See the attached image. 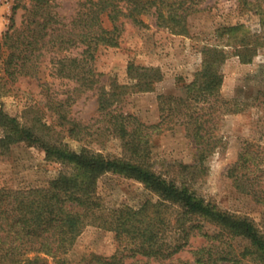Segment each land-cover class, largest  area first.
<instances>
[{
    "label": "trees",
    "instance_id": "1",
    "mask_svg": "<svg viewBox=\"0 0 264 264\" xmlns=\"http://www.w3.org/2000/svg\"><path fill=\"white\" fill-rule=\"evenodd\" d=\"M33 28L11 47L29 52L22 57L11 51L5 58L8 68L33 62L35 71L43 48H61L64 44L80 45L77 55L56 57L57 72L75 78L82 91L98 93L101 119L108 125L93 131L88 124L72 120L57 101L51 107L58 113L59 124H71L70 135L78 140L108 133L121 141L122 152L105 153L89 146L74 149L54 138L55 126L43 123L28 125L18 117L0 111L5 135L0 138V154L13 142L25 141L43 149L47 158L69 167L42 187L0 188V264H72L66 254L79 235L90 224L114 230L121 248L112 256L91 254L77 264H128L129 257H145L165 261L191 246L193 237H204L205 243L191 248L197 264H264V227L250 215L219 208L194 190L187 179L168 177L151 163L152 129L166 122L187 126L196 141L199 159L203 162L224 142L217 133L216 104L224 113H235L245 103L264 111V84L253 100L226 98L221 95L225 74L223 65L231 51L244 62H251L259 46H264V0L257 13L262 30L253 32L246 24L218 28L220 43L203 49V64L192 81L184 85L185 95L161 94L162 119L148 125L133 113H125L119 103L130 91H151L162 79L156 67L131 63V82L112 79L109 85L101 80L94 61L102 45H118L125 20L144 23L142 16L154 14L156 24L174 33L189 34L190 17L201 10L205 0H83L78 13L77 30L60 31L51 26L53 20L37 19L48 0H36ZM248 1V0H247ZM249 2V1H248ZM252 1H250L251 3ZM108 16L113 23L105 25ZM50 28V31H49ZM50 35V40L46 36ZM10 38L6 33L5 38ZM12 39V38H11ZM47 41V42H46ZM6 42L0 36V58ZM21 52V51H20ZM264 81V71H263ZM102 83V84H101ZM264 135V134H263ZM183 172H192L191 164H178ZM108 172L138 179L158 195L141 207L122 205L107 210L98 193V181ZM236 186L252 194L264 205V148L245 140L238 159L228 170Z\"/></svg>",
    "mask_w": 264,
    "mask_h": 264
},
{
    "label": "rangeland",
    "instance_id": "2",
    "mask_svg": "<svg viewBox=\"0 0 264 264\" xmlns=\"http://www.w3.org/2000/svg\"><path fill=\"white\" fill-rule=\"evenodd\" d=\"M83 0H48V4L37 19L53 20V27L60 31L77 30L75 22ZM249 1V2H248ZM205 0L201 10L190 17L189 34L174 33L156 24L154 14L142 16L144 23L126 19L121 28L119 44L102 45L94 61L102 83L109 85L112 79L122 83L131 82V63L156 67L162 79L151 91H130L119 103L125 113H133L148 125L158 124L162 119L161 94L185 95L184 85L192 81L203 64V49L208 44L220 43L218 28L237 23L246 24L254 33L262 26L257 13L260 0ZM250 1H252L250 3ZM36 0H0V36L6 42L0 58V111L18 117L28 125L43 123L55 126L54 138L68 143L74 149L89 146L105 153L122 152L121 141L107 132L78 140L70 135L71 124H59L58 113L51 107L63 102L60 107L67 111L70 119L88 124L93 131L101 127L105 131L107 121L101 119L98 93L82 91L80 83L73 77L57 72L56 57L77 55L80 45L64 44L61 48L45 47L34 71L33 62L26 66L8 68L5 58L14 51L24 57L29 50L15 49L10 44L19 37L23 39L33 28ZM105 25L113 27L108 16ZM50 31V28H49ZM10 33V38H5ZM12 38V39H11ZM51 36H46L50 40ZM46 41V42H47ZM231 51L223 71L225 74L221 95L226 98L253 100L264 84V46H259L251 62H244ZM21 51V52H20ZM101 83V84H102ZM217 133L224 135V142L203 162L199 159L196 141L188 134L187 126L166 122L152 131L151 163L168 177L187 179L192 188L208 202L223 210L250 215L264 227V205L252 194L240 190L229 176L228 170L238 159L245 140L259 143L264 148V111L252 103H245L235 113H224L220 102L216 104ZM5 126L0 122V138L5 135ZM191 164L192 172H183L178 164ZM69 167L47 158L46 152L25 141L13 142L5 154H0V188L42 187ZM98 193L107 210L122 205L141 207L147 200H157L158 195L146 183L120 173L108 172L98 181ZM204 237H193L191 246L165 261L154 258L129 257L128 264H197L191 248L205 243ZM121 248L117 233L97 224L88 225L65 256L72 264L81 262L91 254L112 256ZM224 264V263H219Z\"/></svg>",
    "mask_w": 264,
    "mask_h": 264
}]
</instances>
